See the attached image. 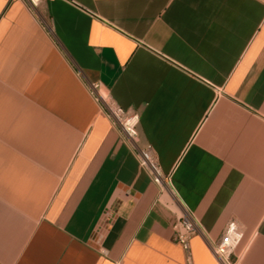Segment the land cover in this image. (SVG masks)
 <instances>
[{"label":"crops","instance_id":"0c3cea01","mask_svg":"<svg viewBox=\"0 0 264 264\" xmlns=\"http://www.w3.org/2000/svg\"><path fill=\"white\" fill-rule=\"evenodd\" d=\"M233 220V261L264 264V0H0V264H220Z\"/></svg>","mask_w":264,"mask_h":264},{"label":"built area","instance_id":"2783aa9c","mask_svg":"<svg viewBox=\"0 0 264 264\" xmlns=\"http://www.w3.org/2000/svg\"><path fill=\"white\" fill-rule=\"evenodd\" d=\"M24 1L32 9L37 8L41 2V0ZM88 88L102 111L137 150L139 166L148 172L160 192L171 191L170 179L164 176L152 146L148 145L144 149L138 148L139 115L117 105L108 94L103 92L101 83H91ZM174 232L176 243L187 253V259L190 261V240L195 235H204L202 226L192 213L185 211L174 225ZM243 236V227L237 221L233 220L227 224L218 241L211 245L212 253L220 264H236L233 256Z\"/></svg>","mask_w":264,"mask_h":264}]
</instances>
